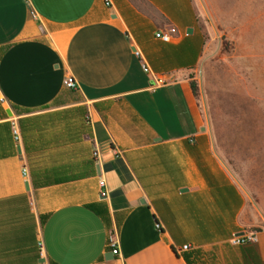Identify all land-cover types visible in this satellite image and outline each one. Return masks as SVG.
I'll list each match as a JSON object with an SVG mask.
<instances>
[{"label": "crops", "instance_id": "crops-1", "mask_svg": "<svg viewBox=\"0 0 264 264\" xmlns=\"http://www.w3.org/2000/svg\"><path fill=\"white\" fill-rule=\"evenodd\" d=\"M202 49L192 0H0V264H264L191 88Z\"/></svg>", "mask_w": 264, "mask_h": 264}, {"label": "rangeland", "instance_id": "rangeland-1", "mask_svg": "<svg viewBox=\"0 0 264 264\" xmlns=\"http://www.w3.org/2000/svg\"><path fill=\"white\" fill-rule=\"evenodd\" d=\"M203 34L190 73L215 150L264 225V0H192Z\"/></svg>", "mask_w": 264, "mask_h": 264}, {"label": "built area", "instance_id": "built-area-1", "mask_svg": "<svg viewBox=\"0 0 264 264\" xmlns=\"http://www.w3.org/2000/svg\"><path fill=\"white\" fill-rule=\"evenodd\" d=\"M31 16L35 17L34 12H31ZM155 38L163 41V42H169L171 40V36L168 33H162V32H157L155 33ZM135 54L138 55V51H135ZM144 71H148V67H146L145 65L143 66ZM153 79V83L155 86H160V85H164L166 82H168V79L163 77V76H159V75H155L153 73H150ZM64 85L66 88L70 89V90H77L78 86L77 84L71 79V78H66L64 80ZM12 135L14 136V139L17 140L18 139V131L16 129V127H12ZM100 186L103 187L104 186V182L101 180L100 181ZM104 192H101L100 195L104 196ZM255 240V235L253 233L250 234H245V233H239L236 235H233L229 242L232 245H245L248 244L252 241ZM108 246L111 249V253L113 255H118V248H117V244H116V235L115 234H110V236L108 237ZM188 246L184 245L182 246L181 250H187Z\"/></svg>", "mask_w": 264, "mask_h": 264}, {"label": "trees", "instance_id": "trees-1", "mask_svg": "<svg viewBox=\"0 0 264 264\" xmlns=\"http://www.w3.org/2000/svg\"><path fill=\"white\" fill-rule=\"evenodd\" d=\"M191 88H192L193 93L195 94V84L193 82H191Z\"/></svg>", "mask_w": 264, "mask_h": 264}, {"label": "water", "instance_id": "water-1", "mask_svg": "<svg viewBox=\"0 0 264 264\" xmlns=\"http://www.w3.org/2000/svg\"><path fill=\"white\" fill-rule=\"evenodd\" d=\"M188 32H191V30L189 29Z\"/></svg>", "mask_w": 264, "mask_h": 264}]
</instances>
